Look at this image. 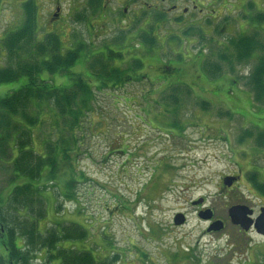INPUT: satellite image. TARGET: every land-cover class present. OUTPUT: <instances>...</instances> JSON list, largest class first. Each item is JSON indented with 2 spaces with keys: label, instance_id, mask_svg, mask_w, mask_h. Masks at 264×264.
Segmentation results:
<instances>
[{
  "label": "rangeland",
  "instance_id": "1",
  "mask_svg": "<svg viewBox=\"0 0 264 264\" xmlns=\"http://www.w3.org/2000/svg\"><path fill=\"white\" fill-rule=\"evenodd\" d=\"M26 1L0 0V66L7 63L3 40L23 28ZM96 1L36 0L32 39L21 35L20 47L31 56L50 32L59 34L64 49L83 44L85 49L69 73L40 74L56 86L69 87L70 77L77 73L93 80L87 72L93 55L108 47L125 56L127 63L118 66L119 70L141 54L145 66L133 73L131 81H118L117 88L93 86V130L86 126L81 133L89 156L79 157V182L70 183L71 196L63 195L69 185L65 173L59 171L54 184L46 176L41 179L48 214L38 221L39 229L48 232L55 225L80 224L89 231L88 237L62 245L89 250L98 259L117 257L116 264H264V237L244 233L228 213L237 204L258 208L257 197L264 198L246 178L250 159L256 157L255 168L259 166L262 172L252 173L264 182V100L257 101L246 83L258 59L250 57L234 69L218 60L219 54L230 52L232 36L251 33L263 39L264 21L258 15L264 12V0H200L203 12L196 21L187 26L166 22L154 27L159 44L152 51L141 44L135 52L120 45L124 31L117 25L129 19L125 17L132 18L134 11L146 13L142 5L132 0ZM190 2L181 4L191 7ZM251 2L254 5L249 6ZM59 14L60 20L56 18ZM125 32H132L126 35V42L139 36L133 26ZM205 60L219 61L222 71H215L216 77L206 74ZM165 74L168 78L160 84ZM25 79L2 84L0 98L21 88ZM172 84L191 90H170ZM204 101L211 103L208 108L201 104ZM227 111L231 116H226ZM50 117L45 113L43 125L34 132V147L42 152ZM248 134L254 138L239 142ZM11 165L10 158L0 162V206L14 185L27 182L21 178L10 185ZM239 173L246 179L237 183ZM227 176L237 180L227 186ZM202 198V210L214 211L212 221L221 220L223 229L207 231L212 221L199 217V204H193ZM178 213L184 214V223H175ZM15 242L25 251L29 249L26 239L17 236ZM45 254L43 250L36 256L44 258ZM33 257L29 254L39 264Z\"/></svg>",
  "mask_w": 264,
  "mask_h": 264
},
{
  "label": "trees",
  "instance_id": "2",
  "mask_svg": "<svg viewBox=\"0 0 264 264\" xmlns=\"http://www.w3.org/2000/svg\"><path fill=\"white\" fill-rule=\"evenodd\" d=\"M95 3L102 4V0H97ZM252 5H254L253 2L249 4V6ZM23 7L26 10L23 28L7 36L5 41L3 40L7 63L5 66H0V86L21 78L26 79L21 88L0 98V162L8 158L12 162L13 179L10 180V185L21 178H26L27 182L14 185L6 198V203L0 206V264H6V257L10 259L9 264H37L29 258L31 253L34 259L39 260V264H116L117 257L114 260L98 259L89 250H80L72 245H62L67 240H82L88 237L89 231L80 224H65L61 228L60 225H55L48 232L39 229L38 221L48 214L44 196L46 189L44 183H40L41 179L46 176L45 178L54 184L57 179L56 174L59 171L63 172L68 176L65 182L69 184L65 187L63 195L71 196L68 192L72 190V184L79 182L76 177L79 157L89 156L87 149L84 148L85 135L81 133L86 126L93 130L96 112L92 104L93 86L98 89L117 88L118 84L125 82L126 79H128L127 82L131 81L135 78L133 73H137L138 70L143 71L145 67L140 57L142 54L139 53L141 54L139 57H132L126 68L121 71L118 66L127 63L124 61L125 56L121 51L118 52L108 47L93 55V61L87 69L89 77L93 80L89 81L88 77L77 73L74 77H70L72 84L69 87L53 85L48 80L41 79L40 74L44 72L50 75L69 73V68L76 65L80 52L85 47L82 44L76 48L64 49L59 34L50 32L37 46L38 51L35 55L31 56L30 53L24 52L25 50L20 47L21 35L25 34L28 39H32L36 27L38 5L36 0H27ZM263 14L264 12H260L258 19L264 21ZM123 31V41L120 45L128 49V52L137 51V46L141 44L152 51L159 44L154 34V27L147 31H136L139 34L137 35L138 41L136 38L132 42L125 41L127 34H132V32L126 34L125 30ZM230 45V52H222L218 55L220 57L218 60L227 61L234 69L237 63L247 62L250 57L257 58L258 62L246 83L250 86L253 91L252 95L257 101L264 100V37L262 39L251 33H242L236 37L232 36ZM201 51L203 52L204 49L199 52ZM232 54L234 58L231 57ZM203 63L205 73H211L213 77L217 75L214 72L218 69L220 71L222 67V64L216 60L213 62L205 60ZM162 66L165 69L168 68L166 64ZM167 78V74L162 75L160 84H165ZM172 85L169 86L170 90L174 89L179 92H182L184 88L191 90L188 86ZM201 104L208 108L211 103L204 101ZM45 113L51 115V120L48 136L42 140L44 149L42 152L34 147L36 144L34 132L40 125H43ZM167 114L166 111L165 118L168 117ZM226 116H231L229 111ZM85 121L86 125H84ZM168 127L170 128V125ZM172 127L174 128V125ZM253 136L248 134L244 137L243 135L239 138V142H244L247 138L252 139ZM254 169V166L249 169L246 175L247 181L252 183L253 188L264 197V182L254 178L255 173H252ZM84 175L81 173V176ZM70 183H72L71 186ZM17 236L26 239L29 246L27 251H25L26 245H24L25 249L17 246L15 242ZM43 250H46L45 257L38 258L37 253Z\"/></svg>",
  "mask_w": 264,
  "mask_h": 264
},
{
  "label": "flooded vegetation",
  "instance_id": "3",
  "mask_svg": "<svg viewBox=\"0 0 264 264\" xmlns=\"http://www.w3.org/2000/svg\"><path fill=\"white\" fill-rule=\"evenodd\" d=\"M132 1H133V3L139 2L138 5H142L141 8H143V11L146 13L143 14V12H141L140 10H139V12L134 11L132 18H134L136 20L132 19L130 16L125 17L126 19L127 18H129V19H127L126 22L122 21L121 22L122 24L117 25L120 31L126 30L127 28H130L132 26L133 27L135 26L137 32L147 31V30H150L151 27H157V26H160L161 24H164L166 22L170 23L173 26H178V25L187 26V25L192 24L194 21H196L198 19V17L203 12V9L201 8L202 3L200 2V0H191V2L189 3V5H191V7L183 6L181 4V1L185 2L187 0H146L145 2H143L142 0H132ZM205 2L206 1H204V4H205ZM58 10L60 12V9H58ZM124 11H125V13H127L128 9L125 8ZM61 17L62 16L60 14L56 16V18H58V20H60ZM114 19L115 20L117 19V21H119V17H114ZM130 21H135V23L133 24ZM122 25H124V26H122ZM126 25H129V26H127V28H125ZM255 164H256V157L254 158V160L252 157L251 166L254 165V167H255L256 166ZM261 170H262V168H261ZM261 170H259V166H258L257 168L254 169V173L260 174L262 172ZM237 176L239 177V180L237 181V183L238 182L240 183L242 180L246 179L244 174L239 173V174H237ZM250 184L252 185V183H250ZM253 196L257 197V195L255 193L253 194ZM257 198L261 202L259 207L258 208H255L254 206L250 207L253 210L252 217L254 219L259 217L262 209L264 208V198H262L263 200H261V198H259V197H257ZM204 203L205 202L198 205L199 211H201L203 209ZM204 210H206V209H204ZM213 219H214V211H213L212 220ZM243 232L244 233L255 232L257 235H259L256 232L255 228H252L248 232H246V231H243ZM259 236H261V235H259ZM261 237H264V236H261Z\"/></svg>",
  "mask_w": 264,
  "mask_h": 264
},
{
  "label": "water",
  "instance_id": "4",
  "mask_svg": "<svg viewBox=\"0 0 264 264\" xmlns=\"http://www.w3.org/2000/svg\"><path fill=\"white\" fill-rule=\"evenodd\" d=\"M236 180L237 177L235 176H227L224 178V184H226L227 186H231ZM203 202L204 199L202 198L194 201L193 204L197 205L202 204ZM228 213L231 222L237 226H240L244 231H249L252 227H254L257 233L264 235V208L262 209L259 217L256 219H253L251 217V215L253 214V210L246 205H233L229 208ZM198 215L202 219L211 220L213 218V211L211 209L201 210ZM184 222V214L178 213L175 219V223L179 224ZM223 227L224 223L221 220H217L208 227L207 231H219L223 229Z\"/></svg>",
  "mask_w": 264,
  "mask_h": 264
}]
</instances>
